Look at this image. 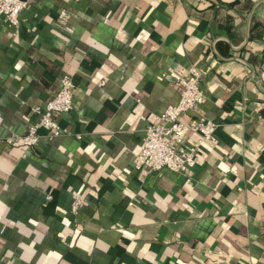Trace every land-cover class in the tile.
I'll use <instances>...</instances> for the list:
<instances>
[{
	"label": "crops",
	"instance_id": "obj_1",
	"mask_svg": "<svg viewBox=\"0 0 264 264\" xmlns=\"http://www.w3.org/2000/svg\"><path fill=\"white\" fill-rule=\"evenodd\" d=\"M24 1L19 26L0 18V264H264V0ZM192 66L205 102L182 121L216 141L190 175L141 176ZM63 76L70 134L8 146Z\"/></svg>",
	"mask_w": 264,
	"mask_h": 264
},
{
	"label": "built area",
	"instance_id": "obj_2",
	"mask_svg": "<svg viewBox=\"0 0 264 264\" xmlns=\"http://www.w3.org/2000/svg\"><path fill=\"white\" fill-rule=\"evenodd\" d=\"M28 7L24 0H0V18L10 26L20 25V14ZM66 17L67 12L63 11ZM202 75L196 66H192L189 75L181 82V94L178 104L169 106L163 114L156 117V123L146 130L144 145L136 160L135 169L141 176L149 177L164 169L184 175H190L197 165L200 148L205 142H215V132L218 124L205 118L193 119L189 123L182 121V117L195 111L205 102L201 86ZM75 83L69 76H63L57 93L44 107H35L33 112L39 120L29 127L24 135H11L4 138L8 146L22 145L35 147L42 136L41 130L47 132V137L53 138L70 134L62 128L56 117L74 109ZM195 130L199 141L193 146L186 144L187 132ZM80 138V136H78ZM72 205V212L77 214L85 205V200L77 193Z\"/></svg>",
	"mask_w": 264,
	"mask_h": 264
}]
</instances>
